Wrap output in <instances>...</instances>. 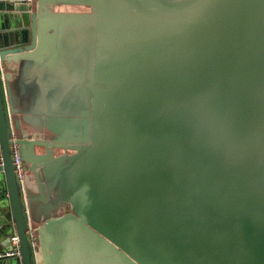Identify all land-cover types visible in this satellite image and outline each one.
<instances>
[{"label":"water","instance_id":"95a60500","mask_svg":"<svg viewBox=\"0 0 264 264\" xmlns=\"http://www.w3.org/2000/svg\"><path fill=\"white\" fill-rule=\"evenodd\" d=\"M3 8L34 36L0 43V254L16 233L20 264H264V0Z\"/></svg>","mask_w":264,"mask_h":264},{"label":"crops","instance_id":"0c3cea01","mask_svg":"<svg viewBox=\"0 0 264 264\" xmlns=\"http://www.w3.org/2000/svg\"><path fill=\"white\" fill-rule=\"evenodd\" d=\"M5 3L0 6V43L6 45L8 48H18L19 46H26L31 43L34 36V20L33 16L27 19L24 16L17 17L16 21L10 20L8 17L4 18L6 10L3 8L7 4H11V1L4 0ZM3 1V2H4ZM2 3V2H1ZM0 3V5H1ZM0 178H2L0 174ZM0 211L6 209L8 205V197L6 195V182L2 180L0 184ZM20 257H7L0 258V264L5 260L10 261L12 264H20Z\"/></svg>","mask_w":264,"mask_h":264},{"label":"built area","instance_id":"2783aa9c","mask_svg":"<svg viewBox=\"0 0 264 264\" xmlns=\"http://www.w3.org/2000/svg\"><path fill=\"white\" fill-rule=\"evenodd\" d=\"M2 1V0H0ZM28 3H32V0H24ZM12 158H13V163L15 165V170L18 174V176L22 179L24 177V161L21 157V153L19 150V145L16 141V137H13V144H12ZM0 164H2V154H1V149H0ZM29 233L31 234V239L33 242L34 247L36 248V245L38 244V239L37 236H35L34 229L30 227ZM11 244L13 247L12 251H7L3 254H0V258H7V257H20V241L19 237L16 233H14L11 237Z\"/></svg>","mask_w":264,"mask_h":264},{"label":"rangeland","instance_id":"374dc122","mask_svg":"<svg viewBox=\"0 0 264 264\" xmlns=\"http://www.w3.org/2000/svg\"><path fill=\"white\" fill-rule=\"evenodd\" d=\"M87 7L84 6H72V5H57V11H70V12H77L83 11ZM28 166L24 164V174H28Z\"/></svg>","mask_w":264,"mask_h":264},{"label":"flooded vegetation","instance_id":"af4514ba","mask_svg":"<svg viewBox=\"0 0 264 264\" xmlns=\"http://www.w3.org/2000/svg\"><path fill=\"white\" fill-rule=\"evenodd\" d=\"M89 10V8L84 9L83 11ZM11 66V65H10Z\"/></svg>","mask_w":264,"mask_h":264}]
</instances>
